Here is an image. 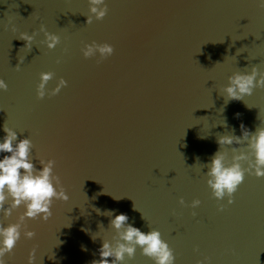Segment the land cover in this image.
Returning a JSON list of instances; mask_svg holds the SVG:
<instances>
[{
    "label": "water",
    "instance_id": "water-1",
    "mask_svg": "<svg viewBox=\"0 0 264 264\" xmlns=\"http://www.w3.org/2000/svg\"><path fill=\"white\" fill-rule=\"evenodd\" d=\"M105 5V17L86 24L88 0H0V79L7 84L0 90V137L5 125L30 139L35 167L39 159L54 160L69 197L53 201L47 221L25 220L35 236L26 239L22 226L6 264H28L30 253L33 264H91L102 239L115 235L107 210L125 213L141 231L158 230L174 264H264V177L246 172L228 204L212 196L205 165L219 136H241V124L250 133L264 127V88L227 103L221 94L233 73L254 65L264 71V6ZM41 26L60 38L54 49L42 43ZM21 33H35L30 51L21 49ZM93 41L110 44L113 54L85 58L81 50ZM42 72L53 77L41 99ZM61 78L66 86L50 95ZM231 147L248 151L246 144L222 146L229 162ZM23 211L0 213V222L16 223ZM125 264L153 261L137 248Z\"/></svg>",
    "mask_w": 264,
    "mask_h": 264
},
{
    "label": "clouds",
    "instance_id": "clouds-1",
    "mask_svg": "<svg viewBox=\"0 0 264 264\" xmlns=\"http://www.w3.org/2000/svg\"><path fill=\"white\" fill-rule=\"evenodd\" d=\"M264 6V0H257ZM89 13L86 24H91L93 17L101 20L107 13L105 0H88ZM15 31V28L12 29ZM40 31L44 39L42 43L49 49H54L60 42V38L49 33L41 26ZM35 33L29 35L21 33L18 39L24 41L21 49L31 50ZM85 58L99 54L100 59H105L113 54V47L108 43L98 44L93 41L85 44L82 48ZM239 51V50H238ZM24 57H19L22 64ZM53 77L51 72L40 74V83L37 85V97L44 98L46 85ZM66 81L61 78L56 87L51 90L50 95H56L61 88L66 86ZM264 88V71H260L255 65L250 71L235 72L228 77L227 85L221 94L225 97V103L229 100H242L245 96H251L254 89ZM7 84L0 79V90H6ZM238 115V114H237ZM241 136L222 135L217 138L219 150L216 151L210 161L206 163L207 185L211 189L212 196L221 201L227 198V203H233V195L238 186L243 182L245 173L254 174L256 177H264V127H257L250 133L243 124L240 125ZM5 135L0 137V213L4 218L9 217L13 210L23 206L24 211L18 217L16 223L4 225L0 222V264H6L5 256L10 254L17 241L21 238L22 226L25 230L23 236L32 239L35 233L27 230L24 222L26 219L34 220L39 217L47 221L51 216V206L54 200L67 201L69 199L64 188L60 184L58 176L54 175L55 161L52 159H39L40 167L36 168L31 152L33 145L28 138H17V132L3 126ZM246 144L247 152L240 151V147H231L233 155L229 162L226 154L220 149L222 146ZM252 159H249V157ZM242 161H247V168L242 167ZM118 199L117 197H114ZM7 202V206L6 205ZM183 205V199L180 200ZM199 200H193L191 207L196 208ZM135 207V206H134ZM99 212V209L96 210ZM114 210L105 211L109 216V227L115 235L111 240L102 239L98 249V260L91 264H125L126 258L131 260L139 248L142 255L153 261V264H174V254L167 242L161 238L158 230L150 229L147 232L128 223L129 217L125 213L113 215ZM87 232V229H82ZM98 235L92 234L91 239L95 241ZM82 250H86L81 246ZM28 264H33V253H30ZM197 264H207V258L197 261Z\"/></svg>",
    "mask_w": 264,
    "mask_h": 264
}]
</instances>
